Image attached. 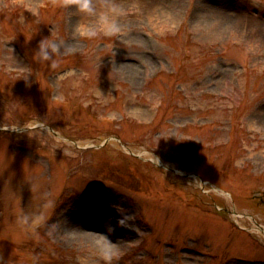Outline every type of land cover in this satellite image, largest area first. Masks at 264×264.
Masks as SVG:
<instances>
[{
	"label": "rangeland",
	"instance_id": "rangeland-1",
	"mask_svg": "<svg viewBox=\"0 0 264 264\" xmlns=\"http://www.w3.org/2000/svg\"><path fill=\"white\" fill-rule=\"evenodd\" d=\"M0 264H264V0H0Z\"/></svg>",
	"mask_w": 264,
	"mask_h": 264
},
{
	"label": "water",
	"instance_id": "water-1",
	"mask_svg": "<svg viewBox=\"0 0 264 264\" xmlns=\"http://www.w3.org/2000/svg\"><path fill=\"white\" fill-rule=\"evenodd\" d=\"M98 147H100V146H98Z\"/></svg>",
	"mask_w": 264,
	"mask_h": 264
}]
</instances>
